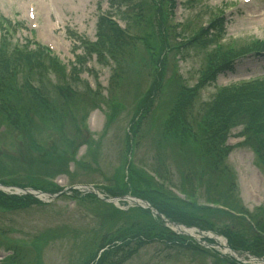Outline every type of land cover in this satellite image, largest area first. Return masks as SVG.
Segmentation results:
<instances>
[{"label":"rangeland","instance_id":"374dc122","mask_svg":"<svg viewBox=\"0 0 264 264\" xmlns=\"http://www.w3.org/2000/svg\"><path fill=\"white\" fill-rule=\"evenodd\" d=\"M235 2L236 0H195L190 3L187 0H178L170 23H182L185 26L182 29L183 35L191 37L201 25L210 22L213 12L229 9ZM30 3L36 7L43 32L56 43L54 52L60 53L65 59L66 76L51 69L48 71L52 91L57 93L60 87L72 86L83 97L75 100V107L71 106L69 111L65 112L64 108V111L57 113L48 112L46 123L34 116V122L23 124L24 127L21 125L14 132L6 131V127L0 125V178L15 179L23 185L36 182L42 186L46 183L44 180L37 181L38 179L55 178V182L64 188L87 184L114 187L117 183L122 185L124 180V183L128 181L127 185L131 189L128 174L130 158L136 164L144 163L152 169L157 168L159 162L164 160L166 163L163 168L168 171L167 178L174 185L181 184L183 176L188 178V168L184 167L187 163L182 155L175 153L172 157V151L157 145V136L154 138V131L151 132V122L142 123L140 129L148 131L147 139L137 145L131 154L129 124L135 117L134 100L139 86L143 87L142 90L150 86V79L148 82V77L137 71L140 66L138 68L133 65L129 68L126 65L123 73H120L121 81L112 83L117 65L108 54L102 59L96 55L86 57L84 39L91 42L96 40L99 13L104 11L118 15L129 24L122 13L127 5L117 1L114 4L113 0H14V6L10 7L0 0V13L13 17L16 13L19 20L26 22ZM226 20V36L239 38L243 45L253 39L264 40V0H256L249 6L237 5L226 14ZM141 25L145 29V24ZM18 34L19 38L24 39L27 30L19 31ZM76 35L82 39L77 41L78 44L72 40ZM26 45L24 42L19 44L21 49ZM9 48L10 51L15 48L14 43ZM76 55L83 56L87 61L85 65L77 67L76 76H72L71 66ZM181 57L178 59L179 73L187 85L194 86L205 65L204 53L186 50ZM165 75L163 80L167 78V73ZM263 77L264 58L246 57L236 61L231 70L221 74L216 86L207 88L202 98L204 101L210 99L217 86ZM49 100L52 101L50 98ZM59 106L63 107L64 104ZM156 120L160 121V117ZM239 135V128L234 129L230 135L229 144L236 147L227 160L238 186L234 194L249 211L257 212L262 206L264 209V165L260 163L253 148L243 144L244 137ZM158 150L162 153V159L158 156ZM190 183L193 188H199L197 200L205 201L207 185L203 183L198 186L195 179ZM78 191L79 193L68 191L54 198L46 196L44 205H31L6 214L0 213V264L10 255L7 245L11 241L19 243L24 253L22 259L27 264H83L88 260H91L88 264L95 263L96 260L91 259V254L89 259L88 253L100 247L99 239H102L104 233L111 236L113 232L108 231L113 230L118 235V230L127 225V216L118 215L114 218L109 215L105 218L107 213L111 214V208H105L82 189ZM99 192L108 197L102 190ZM126 195L132 196L130 190ZM102 201L119 210L132 209L137 205L125 200ZM101 224L106 227L100 232ZM113 224L116 225L112 226ZM203 232L210 236V233ZM40 235H45L46 240L37 255L31 244ZM195 237L205 240L200 232H196ZM217 241V246H212V250L226 257L223 255L222 242ZM131 246L137 245L131 242ZM181 247H167L157 239L140 245L131 255L125 256L123 253L117 257L118 261H122L121 264H215V258L197 255L193 251L185 250L186 247ZM244 259L245 257H240L242 264L260 263Z\"/></svg>","mask_w":264,"mask_h":264},{"label":"trees","instance_id":"16d2710c","mask_svg":"<svg viewBox=\"0 0 264 264\" xmlns=\"http://www.w3.org/2000/svg\"><path fill=\"white\" fill-rule=\"evenodd\" d=\"M126 1L129 10L125 11L124 16L130 22L129 28L142 36L136 35L132 38L121 32L111 21L101 18L98 24V40L89 45V55L95 53L102 59L108 54L118 69L140 66L137 71L148 77V82L150 79V86L142 90L143 87L138 85L134 100L136 118L132 128L134 144H141L135 142L139 135L143 141L147 139L148 131L141 132L140 128L143 122H151V132L154 131V138L157 136V145L172 151V157L175 153L182 155L187 163L184 167L188 168V178L183 176V182L179 185L170 184L186 196L182 199L171 192L167 184L159 183L146 173L129 166L133 171V176L130 174V179L128 177L131 189L127 185L128 181L124 183L122 180L123 184L117 183L110 192L111 195L121 196L130 190L133 196L148 201L167 219L187 227H198L202 231L223 235L233 250L264 257V209L251 212L236 198V178L227 163L233 149L228 144L229 137L234 129L239 128L240 135L244 137L243 144L252 147L260 163L264 165V79L224 88L205 101L202 98V92L214 85L217 77L226 68H230L234 58L263 49L264 43L254 42L236 50L216 47L212 55L205 56V65L197 85L188 89L183 86L178 76V56L188 49L204 51L214 43L213 37H210L215 36L222 20H215L207 29H201L189 43H178V34L173 33L168 25L177 0ZM141 23L145 24V29ZM139 39L144 43H138ZM10 45L7 39L0 44V125L6 127V131L14 132L21 125L24 127L23 124L34 122V116L46 123L48 112L57 113L64 111V108L66 112L71 110V106L75 107L74 101L83 96L76 93L72 86H67L68 89L60 87L54 93L49 85L48 71L51 69L66 76L64 66L42 50L33 52L28 47H15L10 51ZM76 73L77 69H73L71 75L76 76ZM166 73L167 78L163 80ZM115 79L113 77L114 82ZM60 104L64 106H59ZM156 117H160V121ZM158 156L162 159L159 150ZM159 163L153 170L165 180L168 171L163 165L166 162L161 160ZM192 179H195L198 186L203 183L207 185L205 203L221 205L230 212L218 207L200 205L197 200L199 188H193L190 183ZM34 187L51 193L60 192L50 185L36 183ZM94 198L105 208H111V214L107 213L105 218L109 215L114 218L125 215L127 225L118 230V235L113 230L108 231L113 232L111 236L103 234L102 239H99L100 247L89 252L91 259H96L93 264H121L122 261H118L117 255H131L140 245L157 239L167 247L182 246L181 248L186 247L185 250L193 251L197 255L211 256L215 258V264H239L232 257H223L190 237L177 235L160 219L154 218L149 210L132 208L121 211L95 196ZM37 204L41 203L33 198L12 197L0 191L2 214ZM105 227L106 225L101 224L100 232ZM45 240V235H40L31 244L37 255ZM131 242L137 246H131ZM106 247L97 257L99 251ZM7 250L12 254L6 258L4 264H21L23 249H20L19 243L11 241Z\"/></svg>","mask_w":264,"mask_h":264},{"label":"water","instance_id":"95a60500","mask_svg":"<svg viewBox=\"0 0 264 264\" xmlns=\"http://www.w3.org/2000/svg\"><path fill=\"white\" fill-rule=\"evenodd\" d=\"M124 198H127V197H124ZM143 202V204H139L140 206H142V207H145V208H152L151 206H150V204L148 203V202H146V201H142ZM153 212H154V214H157V215H159L167 224H171V225H173L174 227H176V228H179L180 229V227L178 226V224H176V223H174V222H171V221H168V220H166L164 217H162L156 210H153ZM227 249H229V250H231L230 248H229V246L228 245H226L225 246ZM232 251V250H231ZM232 253H234V254H237V255H239V256H241V254H238V253H236V252H234V251H232ZM255 259H257V260H259V261H262V262H264V258H255Z\"/></svg>","mask_w":264,"mask_h":264},{"label":"bare ground","instance_id":"6f19581e","mask_svg":"<svg viewBox=\"0 0 264 264\" xmlns=\"http://www.w3.org/2000/svg\"><path fill=\"white\" fill-rule=\"evenodd\" d=\"M17 191V190H16ZM41 198H46V196H41ZM179 232H183V231H185L186 233H189V234H192V235H196V231L195 230H187V229H185V228H181V229H177ZM221 242L222 243H224V241L223 240H221ZM227 251V250H226ZM225 250H224V252H226ZM259 264H264V262H260Z\"/></svg>","mask_w":264,"mask_h":264}]
</instances>
